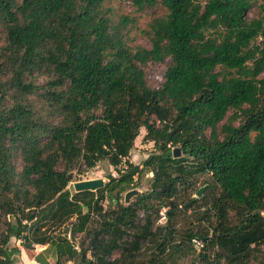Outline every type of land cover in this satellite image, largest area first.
Returning <instances> with one entry per match:
<instances>
[{
  "label": "trees",
  "instance_id": "trees-1",
  "mask_svg": "<svg viewBox=\"0 0 264 264\" xmlns=\"http://www.w3.org/2000/svg\"><path fill=\"white\" fill-rule=\"evenodd\" d=\"M129 1L167 10L150 48L127 44L105 0H0V264L17 260L11 238L45 246L39 264H248L264 243V1L251 20L256 0ZM166 58L150 87L142 66ZM141 128L154 147L141 165L95 191L67 188L76 167L119 166ZM147 172V191L112 198ZM182 211L209 233L179 227ZM81 232L78 250L68 234Z\"/></svg>",
  "mask_w": 264,
  "mask_h": 264
},
{
  "label": "rangeland",
  "instance_id": "rangeland-1",
  "mask_svg": "<svg viewBox=\"0 0 264 264\" xmlns=\"http://www.w3.org/2000/svg\"><path fill=\"white\" fill-rule=\"evenodd\" d=\"M264 0H256L255 3L252 5V7L247 12V19L251 20L253 18L260 16V4L263 3ZM104 8L107 9L112 19L116 21H120L121 19L125 18V22L121 24V30L123 31L127 44L130 47H137V46H143L145 48H150V39L149 36L146 34V31L149 29V25L151 21L155 18L164 16L167 13L166 8L158 3L151 7H146L142 10L137 9L129 0H105L104 2ZM1 31L2 28L0 26V43H1ZM260 39L257 40L259 42ZM169 64V58H166L162 62H148L146 65L142 66L147 84L152 88H158L161 83L163 82V74L166 69V67ZM260 77H264V71L261 73ZM234 114V110L230 109L225 118L222 120V123L227 122L231 119V117ZM238 120L233 121V124H237ZM145 129H140V134L138 137L134 140L133 147L130 151L129 156L126 159H123L122 163L114 167L109 164V162L106 159L100 160L97 162L96 166L93 168H86L84 165L80 167H76L74 169L72 174V180L68 184L67 188L69 190L74 191L73 183L81 180H87V179H103L104 185L109 182L110 177H119L120 170L124 169L126 167V161H129L133 164L141 165L142 161L150 155L151 152H153L154 147L152 142H147L143 139L145 135ZM15 165L18 169L21 168L22 162L19 159V157H15ZM141 167V166H140ZM152 176L151 172L144 173L140 179H138L136 176L134 177L135 181L134 184L130 186V188L127 191H130L132 189H135L138 191V195H141L145 191H147L149 187V178ZM209 176L208 175H202L199 176L196 180V187L198 189L200 187H203L206 185L205 189L202 192L206 191L208 187V181ZM121 192L119 194H114L112 198H119V201L123 204H128L129 202H132L136 196L138 195H132L129 198L128 203H125L124 196L127 192ZM192 194L194 197H196L195 192L192 191ZM102 205L105 209L109 208L110 206H113L111 202V198L108 196L105 200H103ZM166 208H161V211H164L165 214ZM202 210V209H201ZM160 218L158 220V223H164L166 221V218L162 216L160 213ZM180 217L178 218V221L175 223H178L179 227L187 228L190 227L198 233V234H205L209 233L211 226L208 225L206 222H200V220L197 219V216H194L193 213H190L188 211L187 213H184L183 211L180 212ZM139 216H142L140 213ZM231 217L233 216V213L230 214ZM93 225H89L88 229L91 230V227ZM2 229V226L0 227V231ZM68 237L72 240L76 248L79 250L80 245L83 247H86L89 244L90 240V234H87L85 232H81L76 234L75 238H72L70 234H68ZM10 245H16L20 247V240H16L15 238H11ZM22 246V245H21ZM255 248V255L251 259V261L248 264H263L264 262V243H262L260 246H256ZM45 248V246L42 245H34V249L27 250V256L24 257V261L20 262V253L17 254V260L14 264H39L35 262L34 257L37 253L42 251ZM202 249V248H200ZM200 249L195 248L196 251H199ZM119 250L115 251L111 257H117L119 255ZM90 253V252H88ZM46 258L48 260L49 264H55L54 258L52 255H46ZM66 264H79V262H73V261H67ZM198 264V263H197Z\"/></svg>",
  "mask_w": 264,
  "mask_h": 264
},
{
  "label": "water",
  "instance_id": "water-1",
  "mask_svg": "<svg viewBox=\"0 0 264 264\" xmlns=\"http://www.w3.org/2000/svg\"><path fill=\"white\" fill-rule=\"evenodd\" d=\"M181 155L180 148L176 147L173 149V157H179ZM104 186L103 179H87V180H81L73 183V188L75 192L90 190L95 191L101 187ZM206 185L203 187H200L195 195L196 197H200L202 195L203 190L205 189ZM132 195H138V191L135 189H132L130 191H127L124 196L125 203H128L129 198Z\"/></svg>",
  "mask_w": 264,
  "mask_h": 264
},
{
  "label": "built area",
  "instance_id": "built-area-1",
  "mask_svg": "<svg viewBox=\"0 0 264 264\" xmlns=\"http://www.w3.org/2000/svg\"><path fill=\"white\" fill-rule=\"evenodd\" d=\"M163 217H165L164 211H160ZM192 242L194 243V246L198 249L202 248L204 246V241L200 238H193Z\"/></svg>",
  "mask_w": 264,
  "mask_h": 264
},
{
  "label": "crops",
  "instance_id": "crops-1",
  "mask_svg": "<svg viewBox=\"0 0 264 264\" xmlns=\"http://www.w3.org/2000/svg\"><path fill=\"white\" fill-rule=\"evenodd\" d=\"M19 248V253H20V262H23L24 261V257L27 256V250L28 249H25L23 246L20 245ZM35 261V260H34ZM36 262V261H35Z\"/></svg>",
  "mask_w": 264,
  "mask_h": 264
}]
</instances>
